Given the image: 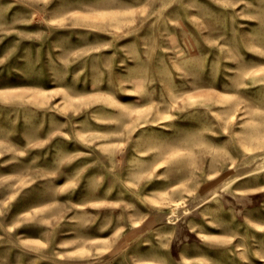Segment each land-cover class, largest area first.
Here are the masks:
<instances>
[{"label": "rangeland", "instance_id": "374dc122", "mask_svg": "<svg viewBox=\"0 0 264 264\" xmlns=\"http://www.w3.org/2000/svg\"><path fill=\"white\" fill-rule=\"evenodd\" d=\"M0 264H264V0H0Z\"/></svg>", "mask_w": 264, "mask_h": 264}, {"label": "crops", "instance_id": "0c3cea01", "mask_svg": "<svg viewBox=\"0 0 264 264\" xmlns=\"http://www.w3.org/2000/svg\"><path fill=\"white\" fill-rule=\"evenodd\" d=\"M250 189V188H249ZM225 193H227L225 191ZM156 219V218H155ZM179 223H177L174 227V235L173 241H180L181 240H188V236L196 235L199 236V229L200 223L197 220L193 219L192 217L182 218ZM183 242V241H182Z\"/></svg>", "mask_w": 264, "mask_h": 264}]
</instances>
